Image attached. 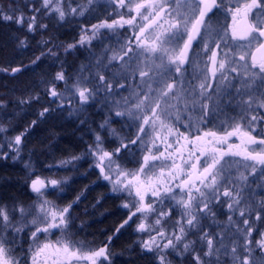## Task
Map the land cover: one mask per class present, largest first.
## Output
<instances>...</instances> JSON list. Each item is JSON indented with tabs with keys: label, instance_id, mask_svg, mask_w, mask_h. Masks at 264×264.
Instances as JSON below:
<instances>
[{
	"label": "flooded vegetation",
	"instance_id": "flooded-vegetation-1",
	"mask_svg": "<svg viewBox=\"0 0 264 264\" xmlns=\"http://www.w3.org/2000/svg\"><path fill=\"white\" fill-rule=\"evenodd\" d=\"M107 3L105 15L77 20L80 40L71 68L85 71L83 85L92 77L94 99L88 110L96 138L104 139L99 145L109 151L105 161L123 157L121 163L130 167L133 152L141 150L143 169L155 167L160 190L145 205L153 213H134L131 171L111 169L108 175L104 162L96 171L94 156L81 155L79 182L83 187L93 183L81 190L77 220L71 222L80 230L81 254L111 264L131 260L134 252L144 258L155 252L157 264H196L200 256L207 264L208 252L216 256L214 264L264 258V0ZM205 5L214 7L190 46ZM235 49L247 52L238 58L243 73L231 80L234 65L228 58ZM233 93L244 114H230L226 102ZM108 98L116 115L107 118L101 114L110 111L104 103ZM216 102L218 114L228 119L221 118L222 133L204 124L197 128L192 114H207ZM118 114L123 120L116 119ZM150 114L162 115L143 123ZM164 114H177L170 119L176 122ZM230 123L236 128L230 130ZM227 163L237 171L229 182L223 170ZM194 175L199 181L189 183ZM20 177L26 178L15 175L0 183V188L15 183L24 190L15 196L0 190V206L14 198L25 204L22 212L2 215L0 210V264H68L67 238L63 232L54 237L52 213L46 215L52 209V176ZM36 182L44 190L35 191ZM61 214L67 216L63 209ZM60 226L63 231L67 224ZM90 228L98 232L90 234ZM245 230L253 249L243 252ZM139 238L146 251L138 247Z\"/></svg>",
	"mask_w": 264,
	"mask_h": 264
},
{
	"label": "trees",
	"instance_id": "trees-1",
	"mask_svg": "<svg viewBox=\"0 0 264 264\" xmlns=\"http://www.w3.org/2000/svg\"><path fill=\"white\" fill-rule=\"evenodd\" d=\"M24 1L16 0L18 4H14L12 0H0V128L8 127L16 132L14 135H21L24 141L22 145L25 146L21 162L27 163L30 169L22 172L20 167L12 168L7 165L0 174L2 178L11 180L20 174V171L22 176L27 173L46 174L49 168L52 175H57L52 178L63 177L70 172L62 175L63 172L58 171L60 165L55 164L61 158L72 160L80 155L82 144L79 133L83 130L80 129L82 126L79 125L78 119L70 120L65 114L66 111L59 108L55 110L60 95L56 80L58 76L60 80L61 77L70 78V73L75 70L71 68V64L75 49L79 46L80 30L59 24L53 16L48 17L46 13L38 12L35 15L36 4L33 5L32 20V11L26 9L29 4L24 7ZM14 7L24 12L20 13L23 15L21 22L14 16L17 11ZM53 78L54 85H49ZM85 126L87 129L88 125ZM76 167L74 177L77 176L78 181L82 171L79 165ZM77 185L82 188V182ZM5 191L9 196L21 195L24 192L15 183L8 184ZM110 222L112 221L108 220L104 223ZM104 229L107 231L109 228ZM86 231L90 234L98 232L91 228ZM75 233L79 239L80 230L76 229ZM117 244L119 245L120 241ZM117 264L155 262L151 256L144 258L139 252H134L131 260Z\"/></svg>",
	"mask_w": 264,
	"mask_h": 264
},
{
	"label": "rangeland",
	"instance_id": "rangeland-1",
	"mask_svg": "<svg viewBox=\"0 0 264 264\" xmlns=\"http://www.w3.org/2000/svg\"><path fill=\"white\" fill-rule=\"evenodd\" d=\"M108 0H98L97 3L94 0H87V1H83V0H25L23 2L24 7L26 5H28L26 7V9L30 12L33 10V5H37V8L34 9V13L35 15L38 12H42V13H46L48 15V17H52L55 18V20L57 21V23H62L66 26H73L78 28L79 24H77V20H81L83 17H85L86 15H105L107 13V10L109 9L108 5L109 3H107ZM12 2L14 4H18L16 3V0H12ZM14 9H18L17 7ZM23 12V10L20 11H16V14L14 15L15 18H17L18 20H20V22L22 21V16L20 13ZM24 13V12H23ZM33 14V11H32ZM32 20L34 19V14L31 18ZM36 19V18H35ZM29 23V22H28ZM31 23V22H30ZM29 23V24H30ZM32 24V23H31ZM85 24V23H84ZM41 29V28H40ZM83 29V28H82ZM42 30H44V27L42 28ZM246 50L241 51L239 49H235L234 52L230 55V57L228 58V60L234 65V76L231 77L230 79H238L239 77V73H243L242 69H243V65L241 63V60H238V58H241L242 55L245 56L246 54ZM57 70V69H55ZM83 72L85 71H80V70H74L72 71V74L70 73V78H63L61 77V80L59 79V76L57 77L56 80V84L57 86H59L60 89V95H58L57 98V105L55 107V110L57 108L62 109L65 112V114H67L66 116L68 117V119L70 120H79V125H81L82 127L85 125L87 126V129L83 130V132L79 133V139L81 141L82 144V150L79 156H77L76 159H60V161L56 162L55 166L57 164H59L58 166V171H62V175L65 173L67 174V172L69 174H67V176L63 175V177H54L51 178V183L49 184V189L51 190L52 193V201H51V206L52 209H47L46 210V215L48 216L50 213H52V233L55 235V238H59L60 236H57L58 233L63 232L64 236L63 238H67V245H68V256H69V263L68 264H109L107 262H97V261H93V260H88L86 258L85 255H82L80 252L81 249V244L82 242L80 241V239L76 238V236H73L71 233V222H73L74 218H77V210L79 208V203H80V192L81 190L85 189L87 187V185L89 184V187L93 186V183H91L92 181L89 180L90 183L86 184L85 182V186L82 188L81 186L78 188V182L79 180L82 179V177H79V180L76 181L77 176L74 177V171L76 172L77 169V165L79 163V159H81V155L84 156L87 155V157H92L94 156V163H96L95 165V169L97 168L98 162H104L105 166L103 168V170H106L108 175L112 174V170H116L118 168H120L123 172H125L126 174H130V172H126V168L128 171H131L132 173V177H133V181L131 183V195H132V205L134 208V213L137 212H141V213H145V212H152L150 210L147 209V207L145 206L150 199L152 198V192H157L159 189V182H158V178H157V173L155 172V167H151L149 168V171L146 172L145 169H143L145 167V165L141 162V150H135L133 152V163L132 166L130 165V167H127L125 165V163H121V159L123 157H117L118 159L116 160V163L113 162H109V161H105L107 155L109 154L108 149L105 148V146H103V141L104 139L100 140L99 138H96V135L94 134L93 131V119L90 116L91 113L90 110H88L89 108H92L91 106H89L90 104L93 106V99H94V92L92 91L93 86H92V82L91 79L92 77L88 78L89 80H87L86 84H82V75ZM92 73V72H91ZM90 73V74H91ZM248 72L245 71V74H247ZM251 74V72H250ZM55 78V77H54ZM52 79L49 82V85H54V81L55 79ZM234 82V81H233ZM231 84V83H230ZM234 84V83H233ZM152 87L154 90H156L158 88V86H150ZM55 89V88H54ZM214 100V99H213ZM106 105L110 106V111L108 110L107 113L103 112L101 115L104 114V117H113L112 112V107L113 103L110 102V98L106 99L104 102ZM153 103V102H152ZM209 103V102H208ZM216 106L213 104L211 109L208 108L207 114H192L193 118L195 117V121L197 119V122H199V124L197 125V128H200L204 125L208 126V127H212L213 130H217L216 132H221L220 130V126L223 127V129L225 128V126H222V119L223 118L225 121H228L227 118H224L225 115L224 114H218V111H220V103H215ZM227 106H228V110H230V114H235L236 111L240 110V114H244L242 113L243 108L242 106V102L239 101V99L235 96V93H233L229 99L226 102ZM93 110V109H92ZM103 111V109H102ZM2 114V113H1ZM159 115L162 114H150V116L145 117L143 119V123L146 121L147 118H152L153 120H157V118L159 117ZM166 116V119L170 120L172 118H177V114H164ZM188 114H178V116L181 118L187 116ZM88 118V120H87ZM122 118V119H121ZM180 118L181 122L183 121ZM110 119V118H109ZM116 119L118 120H123V116L122 114H118ZM223 120V121H224ZM171 123H175V120H170ZM173 121V122H172ZM194 121V122H195ZM89 123V124H88ZM167 123V121H166ZM78 125V126H79ZM106 126V127H105ZM102 127L107 128L108 125H105ZM234 128H236V126L233 123L229 124V129L233 130ZM81 129V127H80ZM87 130V131H86ZM16 132H13L12 130H9V128L7 127H3L0 128V172L1 170L4 169L5 166H11L12 168H16L20 167V170L23 172V170H27L29 171V165L27 163L22 164L23 159L22 157L24 156V150L25 146L22 145L24 143L23 139L21 138V135H14ZM87 134V138H85V135ZM220 135V133H219ZM99 140L102 142L99 145ZM15 143H17L15 145ZM110 143V142H109ZM92 151V153H87ZM119 153V152H118ZM99 158V160H98ZM130 160V159H129ZM131 163V162H130ZM233 164L230 165V163H227L226 166H223V170L225 172L226 177L228 178V182L233 180V176L237 173L236 171V166H232ZM62 167V168H60ZM130 169V170H129ZM48 171L45 172L46 174H43L45 176H57V175H52V170L51 169H47ZM20 171V176H22ZM97 171V169H96ZM38 174V173H35ZM34 173L32 174H25L23 176L29 177V176H33L35 175ZM38 174V175H40ZM220 174V172H219ZM71 175V176H70ZM74 177V178H73ZM22 178V177H20ZM25 178V179H26ZM25 179H21V180H25ZM5 180V178H2V174H0V183H3V181ZM33 179L30 181L32 182ZM86 181V180H85ZM105 181H108V179H104L103 182L106 183ZM233 182V181H232ZM95 185V184H94ZM5 188L1 187L0 190H4ZM41 202H42V206H43V202H45V198L42 197L41 198ZM25 209V204H23L22 200H18L16 198L11 199L9 202H4V204H2L0 206V210L2 211V215H6L7 212H11L14 210H17L19 212H22ZM62 209L63 212L67 213V216L65 214H61L62 213ZM153 213V212H152ZM148 218L149 215L151 213H147ZM62 218L64 220H62ZM66 219V220H65ZM246 220V219H245ZM244 220V221H245ZM61 222H63L64 224H67V227L65 228V230H61ZM70 223V224H69ZM139 226V225H138ZM138 228V227H137ZM137 234H139V231H134ZM43 233V231H42ZM141 233V232H140ZM248 231L245 230V234L243 236L244 242L246 243L243 246V252L247 251L248 248L253 249V247L251 245L247 244V240H248ZM11 237V236H10ZM138 242V247L140 249H143L146 251V249L148 248L147 246L144 245L143 241H141V238H139ZM260 248L263 250L264 249V237L263 239L260 241ZM169 249H171L169 247ZM190 249V247L188 248ZM59 250V249H58ZM205 250V249H204ZM60 251V250H59ZM167 251V250H166ZM151 252V251H149ZM154 252V250H153ZM59 254H61V251L59 252ZM199 255V254H198ZM208 262L207 264H214V260L217 262L216 260V256L211 254L210 252H208ZM200 256V255H199ZM73 257V258H72ZM210 257V258H209ZM72 258V259H71ZM151 259H153V262H155V264H157L158 260H159V256L154 252V255H152ZM164 264H173L169 261H165ZM196 264H202V256H200V258L196 259ZM234 264V263H232ZM240 264V262H239ZM243 264V263H242ZM246 264V263H245ZM248 264H264V258L261 259H256L255 262H252L251 258L249 259V263Z\"/></svg>",
	"mask_w": 264,
	"mask_h": 264
},
{
	"label": "water",
	"instance_id": "water-1",
	"mask_svg": "<svg viewBox=\"0 0 264 264\" xmlns=\"http://www.w3.org/2000/svg\"><path fill=\"white\" fill-rule=\"evenodd\" d=\"M213 7L214 6H209V5H205L204 6L202 17L200 18V20L197 22L195 28L193 29V35H192L191 40H190V46L196 40V38L198 36V33L201 30V28H202V24H203V21H204L205 16L208 15V14H210V12L212 11ZM153 26H154V24H152L150 27H153ZM198 181H199V179L196 178V176L194 175L192 177V179L189 181V183H191V182H198ZM44 188H45V185L44 184L41 185V182H36L34 184V188L33 189L35 191H42V190H44Z\"/></svg>",
	"mask_w": 264,
	"mask_h": 264
},
{
	"label": "bare ground",
	"instance_id": "bare-ground-1",
	"mask_svg": "<svg viewBox=\"0 0 264 264\" xmlns=\"http://www.w3.org/2000/svg\"><path fill=\"white\" fill-rule=\"evenodd\" d=\"M89 114H91L90 116L92 117V113H89ZM79 208H80V207H79ZM79 208H78V209H79ZM75 232H76V229H75V228H72V229H71V233H72V235L77 237V234H76ZM107 263H108V262H107ZM109 264H111V263H109Z\"/></svg>",
	"mask_w": 264,
	"mask_h": 264
}]
</instances>
